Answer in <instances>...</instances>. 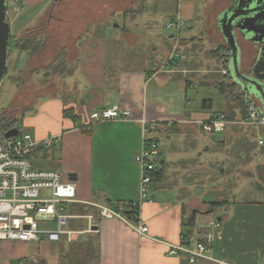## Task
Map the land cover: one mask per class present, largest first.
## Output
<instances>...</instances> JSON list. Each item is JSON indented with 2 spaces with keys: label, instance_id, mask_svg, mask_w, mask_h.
I'll return each instance as SVG.
<instances>
[{
  "label": "crops",
  "instance_id": "1",
  "mask_svg": "<svg viewBox=\"0 0 264 264\" xmlns=\"http://www.w3.org/2000/svg\"><path fill=\"white\" fill-rule=\"evenodd\" d=\"M53 1L23 0L21 7L15 0L8 3L14 51L9 53V43L7 65L11 59L12 68L6 66L5 75L11 71L9 84L16 96L4 112L18 119L20 127L26 126L29 131L24 134L35 141L57 137L50 147L41 144L32 155L33 163L74 181L81 202L70 204L72 218L67 229L72 238L65 234L59 241L0 240V264H191L185 254H170V245L187 237L189 246L195 247L207 228L200 226L199 216L217 208L223 216L211 221L220 222L223 238L215 245V256L231 264H264V186L257 187L260 198L250 201L239 200V189L223 191L219 197L208 193V172L226 167L229 160L226 138L218 143L217 162L198 158L210 150L198 133L202 131L198 121L226 113L224 133L229 137L232 133L242 137L243 129L253 126L244 107L228 97L218 110L211 99L190 98V88L219 90L224 83L216 78L222 72L213 61L221 62L215 52L228 47L218 28L205 32L190 26L167 36L156 25L167 12L164 2H110L107 15L87 21H100V33H76L72 39L63 33L56 38L55 33L52 38L50 32L36 30V17L45 15L50 23L52 6L59 4ZM213 6L204 12L208 19ZM197 8L193 2L168 7V23L178 18L191 21ZM116 12L123 14L124 24L114 31L106 21ZM206 33L214 37L217 48H208L212 56L200 63ZM53 39L58 40L53 43ZM20 40L38 44L35 49H21ZM241 48L242 68L251 73L261 48L250 42H241ZM174 53L181 57L170 62ZM36 73L42 79L36 80ZM113 106L131 110L132 117L92 119L95 111ZM19 112L24 114L22 119ZM143 118L160 123L154 134L161 150L150 190L153 201L141 207L140 221L149 228L148 236H141L124 219L102 217L98 207L140 199L142 171L135 156L143 148ZM262 160L264 155L258 161ZM220 197L226 199L223 205L207 208ZM194 264L219 263L199 259Z\"/></svg>",
  "mask_w": 264,
  "mask_h": 264
},
{
  "label": "built area",
  "instance_id": "2",
  "mask_svg": "<svg viewBox=\"0 0 264 264\" xmlns=\"http://www.w3.org/2000/svg\"><path fill=\"white\" fill-rule=\"evenodd\" d=\"M168 27L178 32L191 23L182 18L170 21ZM181 57L174 53V58ZM218 58L222 63L231 61V52L225 49ZM228 76V68L222 71ZM232 79V78H231ZM247 109V121L255 127L264 126V111L259 100L248 92H243ZM132 117V111L120 106H113L92 114L94 121L127 120ZM144 142L142 150L136 154L135 160L142 171L140 183V199L132 202L117 204L116 206L98 205L100 214L105 218H120L133 224L141 236H148L149 228L141 223V207L144 202H152L150 190L157 172V158L160 155V145L154 135L159 127L156 119H141ZM228 120L225 114L216 118L198 121L200 129L205 133H221L226 130ZM57 137L52 136L42 141H35L30 134H22L0 140V240L11 241H39L47 239L59 241L63 235L72 238V232L67 226L72 218L67 208L69 204L81 202L77 197L76 183L67 180L64 175L53 169L36 168L32 155L39 150L41 144L52 146ZM264 145V137L259 140ZM135 211V221L127 217V210ZM92 219L93 216H87ZM53 226V227H52ZM201 240L195 247L189 246L190 240L183 237L182 242L170 245V254H185L189 263L194 264L199 259L216 261L219 264H231L215 256V245L223 238V231L219 221H211ZM264 262V259H263Z\"/></svg>",
  "mask_w": 264,
  "mask_h": 264
},
{
  "label": "rangeland",
  "instance_id": "3",
  "mask_svg": "<svg viewBox=\"0 0 264 264\" xmlns=\"http://www.w3.org/2000/svg\"><path fill=\"white\" fill-rule=\"evenodd\" d=\"M11 1L12 0H6L7 5ZM52 1L53 0H47V2ZM229 1L230 0H54L53 2H59V4L56 6V8L55 6H52L51 22L48 23V17H46L45 15L42 18L39 16L36 17V21L39 20V22L36 24V30L46 34L50 32L49 34L52 38L55 36V33L56 38L60 37V34L62 35V33L64 36H68L67 38L75 36L76 33H79L80 35L87 34L88 31L91 34L95 35L100 33L101 27L98 28L99 25L102 26L100 21L93 22L92 24H87V21H90V19H98L104 15H107L110 12V2H157L156 4L158 5H162V2H164L163 6L167 8V12L164 16L161 15V18L158 19L156 25L158 26L161 32L164 31L165 35L169 36L172 33H177V30L167 26L168 21L170 20V16L168 15V7L172 6L177 8V6H179V2H193L195 3V5L197 4L199 8H197V15H195V17L191 21H189L191 23V27L194 30L202 28V30L204 29L206 32L208 28H215L216 30V15L221 10V8L225 6V2ZM210 6H213V9L208 12L210 17L208 19V15L206 16L204 12H206V10H208ZM155 9L153 8L152 13H155ZM198 11H200L199 14ZM106 23L110 26V28L112 27V30L116 31V26L124 24L123 14H121L120 12L114 13L113 16L106 21ZM186 28H184V30ZM161 34L162 33H160V35ZM206 38L207 43L205 46V54H201L202 59L200 63L205 61V58H209L210 56H212L211 52L209 54L207 53L208 48H217L216 40L214 39V37H211L209 33H206ZM56 40L58 39H53L52 42L54 43L56 42ZM243 44H245L244 41ZM258 47L261 48L260 45H258ZM9 50L10 54H12L14 51L13 46L11 44ZM201 51L204 52V49H201ZM245 54L249 55V53L246 52ZM213 61L217 67L216 69H220L221 72L226 68L230 70V74L228 76L223 75V73L216 74V78L218 80H221L226 83V85H229L232 81L231 62L226 64L218 62L217 60ZM7 66L8 69L11 70V59L8 62ZM157 68L159 67H156V69ZM10 74L11 71L9 72V74L5 75L0 82V116L5 110H8L9 107H11L12 102L16 96V90L14 89L13 84H9ZM34 77L36 78V80H38L42 79L43 76L40 73H36ZM238 92L243 94V90L240 87H232L230 85L228 86L227 91L224 93L220 89L215 90V88L210 89L205 86H202L197 89H189V95L192 100L196 97L199 99L213 100L214 110H218L221 108V104L225 102L228 95L229 99H231L230 101H234L233 103H235L236 105L242 106L241 101L235 95H233L234 93ZM28 113H30V111H28ZM18 116L19 119H22V117H24L23 112H19ZM20 128L22 134L27 133V131H29L26 126L23 127V125H21ZM243 131L244 135L242 137H238L233 133L229 137L227 133L224 132H198L201 137V140L207 141L205 148L210 147V150L205 151L202 156L198 157L200 158V162L218 161L217 156H220L221 154L219 151L218 143L222 139H228L227 144L229 145L227 150L229 160L226 164V167H214L212 168V171L208 172V193L212 195L216 194L219 197L220 193H222L223 191L225 193L227 191L229 192L231 190L234 191L236 189H239V200L242 199L244 201H250L254 200L255 198H260L258 197L256 191L258 189L257 187L264 186V161H258L259 159H262L264 155V147L259 144V137L261 135H264V126H247V128H244ZM161 146V148L164 150L165 147L163 143L161 144ZM236 170H239L238 176L236 174ZM221 198L222 197H220V200L216 202L221 203L223 205L226 199ZM207 208L209 209L211 207ZM222 213L223 211L217 208V210H214V212L210 214L199 216L198 220L200 226L212 228L211 220L223 216ZM83 222L86 223L87 220L84 219Z\"/></svg>",
  "mask_w": 264,
  "mask_h": 264
},
{
  "label": "water",
  "instance_id": "4",
  "mask_svg": "<svg viewBox=\"0 0 264 264\" xmlns=\"http://www.w3.org/2000/svg\"><path fill=\"white\" fill-rule=\"evenodd\" d=\"M230 1L217 13L216 28L222 33L231 52L232 79L243 92L254 95L264 111V78L252 72H244L241 48L243 41L264 46V0ZM6 11V0H0V82L6 71L11 32ZM19 134V128L14 127L6 132L5 137ZM70 177H76V175L71 174Z\"/></svg>",
  "mask_w": 264,
  "mask_h": 264
},
{
  "label": "trees",
  "instance_id": "5",
  "mask_svg": "<svg viewBox=\"0 0 264 264\" xmlns=\"http://www.w3.org/2000/svg\"><path fill=\"white\" fill-rule=\"evenodd\" d=\"M15 2H18V4H19L18 7L23 6V4H22L23 3V0H15ZM7 9H8V5H7ZM37 42L38 41L20 40L19 42H17V45L21 49H29V48L30 49H35L36 45L38 44ZM9 43L11 45H13V41L11 39H10ZM225 49H228V47H222V48H219L218 50H216L215 53H216L217 57L219 56L220 52H222ZM252 73H254L258 77L264 78V46H261V54H260L259 59L253 65ZM5 74H6V72H5ZM229 85L232 86V87H239L236 84V82H234L233 79H232V81H231V83ZM229 85H226V83H222L219 86V88L224 93V92L227 91L226 88H228ZM233 95H235L241 101L242 107H244V110L246 111V115L248 117L246 105H245V102H244V99H243V94L240 93V92H238V93H234ZM228 98H229V95H228ZM224 114L226 116V113H224ZM226 118H227V116H226ZM19 122L20 121L18 119H14V118H11V117H7L6 114H5V112H4L3 115L0 117V140L3 139V138H5L6 132L8 130H10L11 128H14V127H18L19 130H20V134L19 135H22L21 128H20V123ZM156 177H157V172L154 174V178L155 179H156ZM221 205H222L221 203L213 202L210 207L211 208L218 207V206L220 207ZM72 209L73 208H72L71 205L68 206V208H67L68 212L69 211H72ZM125 214L127 215V217L129 219H131L132 221H135V217H134L135 216V211L134 210H129L128 209L125 212Z\"/></svg>",
  "mask_w": 264,
  "mask_h": 264
}]
</instances>
